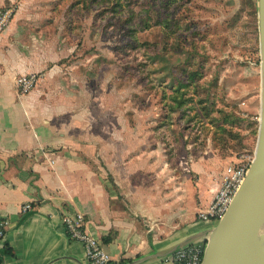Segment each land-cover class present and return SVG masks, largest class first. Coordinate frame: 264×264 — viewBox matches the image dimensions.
<instances>
[{
  "label": "rangeland",
  "instance_id": "1",
  "mask_svg": "<svg viewBox=\"0 0 264 264\" xmlns=\"http://www.w3.org/2000/svg\"><path fill=\"white\" fill-rule=\"evenodd\" d=\"M6 8L5 34L18 20L10 38L49 60L43 73L18 75L16 92L42 85L41 102L63 112L58 120L87 125L89 138L148 140L158 169L189 178L199 161L222 174L239 156L253 157L258 0H26ZM24 78L33 82L27 91ZM85 149L95 169L96 148Z\"/></svg>",
  "mask_w": 264,
  "mask_h": 264
},
{
  "label": "crops",
  "instance_id": "2",
  "mask_svg": "<svg viewBox=\"0 0 264 264\" xmlns=\"http://www.w3.org/2000/svg\"><path fill=\"white\" fill-rule=\"evenodd\" d=\"M25 2L0 0V9ZM17 21L0 42V221L7 223L1 251L11 252L2 264H87L83 245L67 237L64 214H81L87 233L118 264H165L181 248L205 242L216 223L198 213L218 190L217 165L199 161L190 178L158 169L148 140L100 132L89 138L87 125L58 120L63 112L43 105L42 85L19 96L15 78L43 73L49 60L19 36L10 38ZM85 147L96 148L95 169ZM171 174L178 178L173 187ZM26 204L30 210L22 212Z\"/></svg>",
  "mask_w": 264,
  "mask_h": 264
},
{
  "label": "water",
  "instance_id": "3",
  "mask_svg": "<svg viewBox=\"0 0 264 264\" xmlns=\"http://www.w3.org/2000/svg\"><path fill=\"white\" fill-rule=\"evenodd\" d=\"M259 127L246 178L205 241L201 264H264V0H258Z\"/></svg>",
  "mask_w": 264,
  "mask_h": 264
},
{
  "label": "built area",
  "instance_id": "4",
  "mask_svg": "<svg viewBox=\"0 0 264 264\" xmlns=\"http://www.w3.org/2000/svg\"><path fill=\"white\" fill-rule=\"evenodd\" d=\"M13 10L6 8L0 11V40L2 33L11 21ZM32 79H22L19 81L20 87L27 91L32 86ZM253 157L245 154L227 164L221 174L218 190L205 211L198 213V219L204 222L217 223L228 210L234 196L244 182ZM30 210V205L26 204L22 212ZM63 228L71 241L79 242L83 245L87 264H118L112 260L104 251L102 243L86 231V222L81 214H64L62 218ZM7 223L0 221V251L5 243V231ZM205 242L188 245L176 251L165 264H201L204 253Z\"/></svg>",
  "mask_w": 264,
  "mask_h": 264
},
{
  "label": "trees",
  "instance_id": "5",
  "mask_svg": "<svg viewBox=\"0 0 264 264\" xmlns=\"http://www.w3.org/2000/svg\"><path fill=\"white\" fill-rule=\"evenodd\" d=\"M103 1H108V0H103ZM174 99H175V98H174ZM67 237H68V235H67ZM68 239H69V237H68ZM69 240H70V239H69ZM10 255H11V252H10L9 250H7V249L1 251V252H0V264H2L3 261H4V259H5L6 257L10 256Z\"/></svg>",
  "mask_w": 264,
  "mask_h": 264
},
{
  "label": "bare ground",
  "instance_id": "6",
  "mask_svg": "<svg viewBox=\"0 0 264 264\" xmlns=\"http://www.w3.org/2000/svg\"><path fill=\"white\" fill-rule=\"evenodd\" d=\"M264 235V229L262 230V233H261V236H263ZM260 242H262V244H264V239H260Z\"/></svg>",
  "mask_w": 264,
  "mask_h": 264
}]
</instances>
